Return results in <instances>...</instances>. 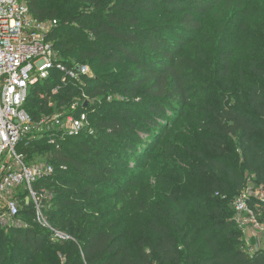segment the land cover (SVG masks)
I'll list each match as a JSON object with an SVG mask.
<instances>
[{
	"label": "trees",
	"instance_id": "trees-1",
	"mask_svg": "<svg viewBox=\"0 0 264 264\" xmlns=\"http://www.w3.org/2000/svg\"><path fill=\"white\" fill-rule=\"evenodd\" d=\"M218 1L26 0L38 22L59 23L49 39L64 62L90 67L93 77L83 91L96 102L83 110L94 135L69 138L60 150L44 142L24 150L28 161L42 156L54 166V175L37 188L52 197L46 210L52 227L72 240L52 242L29 209L27 228L0 230V264H31L51 247L65 253L66 264H264V249L246 250L229 205L247 187L246 175L264 187V67L253 64L248 106L217 107L199 131L191 130L202 148L185 146L182 154L184 139L180 148L165 143L166 166L152 172L157 183L179 163L187 164L178 170L187 181L179 196L174 184L168 185L150 205L146 237L116 234L111 212L85 220L110 201L107 190L127 194L132 172L148 163L165 129L180 122L177 104L188 102V73L195 72L182 52L200 35L205 15ZM222 50L220 40L216 52ZM220 56L222 80L230 75V53ZM80 95L66 89L56 105L68 108ZM26 109L35 121L53 112L37 98H30ZM252 206H258L264 224V203Z\"/></svg>",
	"mask_w": 264,
	"mask_h": 264
},
{
	"label": "built area",
	"instance_id": "built-area-1",
	"mask_svg": "<svg viewBox=\"0 0 264 264\" xmlns=\"http://www.w3.org/2000/svg\"><path fill=\"white\" fill-rule=\"evenodd\" d=\"M58 25L56 20L38 22L26 0H0V230L27 228L25 212L32 209L35 223L52 234L51 241L63 243L72 238L52 227L46 216L52 197L37 188L55 168L42 156L28 161L24 152L38 142L60 150L69 138L94 135L83 110L96 102L83 91L93 74L89 66L64 62L49 39ZM69 88L81 95L68 108H58L56 98ZM30 98L46 102L53 112L35 121L26 109ZM255 202L264 203V187L249 182L233 206L250 254L258 250L257 243L264 249V224Z\"/></svg>",
	"mask_w": 264,
	"mask_h": 264
},
{
	"label": "rangeland",
	"instance_id": "rangeland-1",
	"mask_svg": "<svg viewBox=\"0 0 264 264\" xmlns=\"http://www.w3.org/2000/svg\"><path fill=\"white\" fill-rule=\"evenodd\" d=\"M220 40L223 42L221 53H230V75L222 80L217 76V72L224 68L220 60L221 53L216 52ZM182 55L193 66L192 70L195 72L188 73V102L177 104L180 122L173 127H165L164 138L155 145L153 151H150L148 163L142 164L138 170L132 172L133 181L129 182L133 184L130 183L127 194L118 195L116 191L107 190L105 195L110 201L103 207L92 210L86 216V221L90 222L92 218L111 212L112 223L117 227L116 234L130 232L131 238L134 239L146 237L150 205L156 203L158 195H164L163 189L168 185L174 184L172 188L179 196L187 181V178L182 177L184 174L178 171L180 167L185 169L187 164L179 163L178 169L172 167L165 170L162 185L157 183L156 175L152 172L157 174L161 166H166L168 148H164L165 143L169 141L168 143L179 147L181 140L184 139L181 144L182 154L186 151L185 146H189L191 150L202 148L201 140L191 135V130L199 131L200 123L210 116L212 110L230 104L248 106L249 68L252 64L264 67V0H219L205 15L200 35L184 49ZM33 95L38 96V93L35 92ZM110 98L119 99L114 94H111ZM184 133L189 137H182ZM190 135L193 141H189ZM130 164L133 166V163ZM173 170H177L175 175H170L169 171ZM246 179L248 183L251 181L249 175H246ZM229 205L233 208L234 200ZM109 218L110 216H107L108 220ZM85 220L82 219L83 222ZM247 236L252 244L253 235L249 233ZM201 249L202 246H199L197 256L200 255ZM66 262L65 253L51 247L48 253L40 255L31 264Z\"/></svg>",
	"mask_w": 264,
	"mask_h": 264
},
{
	"label": "water",
	"instance_id": "water-1",
	"mask_svg": "<svg viewBox=\"0 0 264 264\" xmlns=\"http://www.w3.org/2000/svg\"><path fill=\"white\" fill-rule=\"evenodd\" d=\"M257 249H260V247H259L258 243H257Z\"/></svg>",
	"mask_w": 264,
	"mask_h": 264
},
{
	"label": "crops",
	"instance_id": "crops-1",
	"mask_svg": "<svg viewBox=\"0 0 264 264\" xmlns=\"http://www.w3.org/2000/svg\"><path fill=\"white\" fill-rule=\"evenodd\" d=\"M261 248H263V246H260Z\"/></svg>",
	"mask_w": 264,
	"mask_h": 264
}]
</instances>
